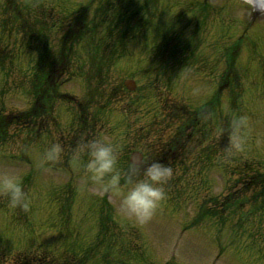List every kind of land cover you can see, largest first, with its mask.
<instances>
[{
  "label": "rangeland",
  "instance_id": "obj_1",
  "mask_svg": "<svg viewBox=\"0 0 264 264\" xmlns=\"http://www.w3.org/2000/svg\"><path fill=\"white\" fill-rule=\"evenodd\" d=\"M8 2L9 6L0 0V117L28 109L36 48L50 57L55 55L60 36L70 24L77 23L90 0ZM130 6L134 13L128 23L122 17ZM16 7L22 16H17ZM40 8L49 17H40ZM36 19L42 28H37ZM82 20L90 31L104 33L108 39L80 38L75 45L77 61L82 60L80 53L92 54L96 47L101 56L74 64L84 65L83 70L90 65L89 76L98 66L111 70L110 86L100 89L96 85L97 92L89 87L87 99L91 103L107 96L115 99L108 102V114L96 111L99 107H94L92 114L104 125V139L118 149L119 164L129 151L137 149L143 150L146 158H156L153 144L161 131L167 130L159 141L162 147L171 132H190L192 119L198 117L195 108L209 97L217 103L212 106V123L199 127L193 139L181 137L183 151L173 156L165 153L170 161L167 165L173 169L166 185L167 198L161 210L142 225L122 214L111 194L92 184L82 185V164L73 158V150L69 160L64 153L55 161L63 166L56 172L50 169L55 163L43 159L48 147L38 148L31 132L10 130L0 142V172L22 174L29 200L27 209H12L7 198L0 197V264H80L71 253L98 250L100 243L106 250L103 246L99 254H91L87 264H264V208L251 204L252 196L264 187L251 189L243 210L236 212L233 206L225 218L215 212L219 208L213 202H222L232 190L242 189L249 177L258 173L255 163L264 167V14L254 12L243 0H96ZM254 20L257 26L250 30L249 22ZM120 21L125 25L122 28L115 24ZM37 31L46 39L38 42ZM246 31L235 64L242 86L238 90L230 78L220 80L225 69L223 49ZM99 45L104 48L98 49ZM126 79L136 80L135 93L124 92L122 82ZM222 81H229V89L237 91L228 92ZM220 82L223 88L216 95ZM67 88L80 95L79 84ZM111 88L115 95L109 94ZM161 98L168 106H183L186 112L179 119H168L167 112H161ZM146 100L151 102L146 107L148 117L134 123V109ZM241 117L243 125L234 133L233 122ZM59 121L62 130V121L68 127L72 112ZM225 121L228 127L223 126ZM150 126L152 135L148 133ZM57 129H51L50 135L64 140L66 130L61 135ZM73 140L70 137L69 141ZM208 141L216 150L208 151ZM245 159L248 167L243 164ZM239 169L243 170L239 173ZM59 194L67 197L59 199ZM210 211L216 215L211 217ZM55 215L56 228L50 225H55ZM253 216L255 219H246ZM105 235L117 238L115 244L104 240Z\"/></svg>",
  "mask_w": 264,
  "mask_h": 264
},
{
  "label": "clouds",
  "instance_id": "obj_2",
  "mask_svg": "<svg viewBox=\"0 0 264 264\" xmlns=\"http://www.w3.org/2000/svg\"><path fill=\"white\" fill-rule=\"evenodd\" d=\"M243 117L233 122V131L238 133ZM64 147L60 143L50 145L44 161H60ZM73 158L83 161L80 178L83 186L92 184L103 193L119 202V209L128 219L137 224L150 221L167 198L166 185L173 177L171 166L161 162L130 164L126 169L119 166V151L105 139L82 142L73 150ZM0 197H6L12 209L28 208L29 194L23 187L20 173L0 172Z\"/></svg>",
  "mask_w": 264,
  "mask_h": 264
},
{
  "label": "trees",
  "instance_id": "obj_3",
  "mask_svg": "<svg viewBox=\"0 0 264 264\" xmlns=\"http://www.w3.org/2000/svg\"><path fill=\"white\" fill-rule=\"evenodd\" d=\"M46 97L42 98V101H45ZM33 111V112H32ZM35 113L34 109H32L28 114L25 116L19 117V116H9L5 117L0 122V142L4 141V136L8 132L10 128H12L14 125L20 126L25 129H31L33 124V120L35 121ZM15 126V127H16ZM256 186H263L264 187V173H256L255 175H252L249 177V180L245 183L242 190H239L238 194H235L230 200L224 202L219 208V212L222 213L224 211L237 209L236 212H240L243 207V199L245 200V197L248 195L249 192H251V189L254 190V187ZM258 188V187H257ZM230 202V203H229ZM229 203V205H228ZM251 204H256L259 208H264V188L256 194L255 196H252ZM234 206V207H233ZM242 217V216H241ZM248 220L255 219V216L246 218Z\"/></svg>",
  "mask_w": 264,
  "mask_h": 264
},
{
  "label": "bare ground",
  "instance_id": "obj_4",
  "mask_svg": "<svg viewBox=\"0 0 264 264\" xmlns=\"http://www.w3.org/2000/svg\"><path fill=\"white\" fill-rule=\"evenodd\" d=\"M252 3L258 11H264V0H247Z\"/></svg>",
  "mask_w": 264,
  "mask_h": 264
}]
</instances>
